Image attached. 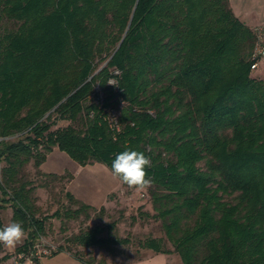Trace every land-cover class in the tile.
Masks as SVG:
<instances>
[{
	"label": "trees",
	"instance_id": "1",
	"mask_svg": "<svg viewBox=\"0 0 264 264\" xmlns=\"http://www.w3.org/2000/svg\"><path fill=\"white\" fill-rule=\"evenodd\" d=\"M255 42L230 0H0V212L10 205L26 230L20 262L37 251L51 218L94 211L103 220L108 211L67 190L76 208L39 215L23 168L34 161L62 181L41 169L57 147L81 166L111 168L128 148L150 157L146 188L171 245L147 238L141 247L177 253L183 264H264V79L252 76ZM59 121L71 123L53 129ZM14 135L23 136L7 140ZM117 226L87 229L51 255L95 264L69 243L130 244L112 236Z\"/></svg>",
	"mask_w": 264,
	"mask_h": 264
},
{
	"label": "rangeland",
	"instance_id": "2",
	"mask_svg": "<svg viewBox=\"0 0 264 264\" xmlns=\"http://www.w3.org/2000/svg\"><path fill=\"white\" fill-rule=\"evenodd\" d=\"M241 3L255 4L258 0H237ZM261 0H259L260 2ZM69 121H59L53 129L63 128L69 125ZM23 135H14L7 138L9 141H16ZM5 163H0V182L2 181V170ZM23 175L26 180L31 181L35 186V196L37 197V205L39 207L40 216L52 215L56 210H65L71 208L69 200L66 196L67 184L70 180V172H66L62 181H55L44 174H41L38 168L31 161L23 168ZM122 202L116 207L107 209L103 220L99 219L98 213L90 211V218L86 219L85 214L81 215L77 220L51 218L46 223V233L37 240L36 250L39 255L45 251L56 250L60 245H66L67 240L75 235L94 228L97 225H105L113 221H118V226L114 237H130L131 243L125 245L111 246V248L91 247L85 248L78 246L73 242L69 243L73 252L78 254L84 260L94 259L96 263L104 261L105 264H160L162 254L153 255L144 258L148 249L140 246V242L147 238H157L164 241L163 246L166 248L171 245L166 237L162 220L155 218L153 202L150 197L148 188L127 187ZM228 201H233L234 196L225 197ZM73 209L76 206L72 207ZM13 209L7 205L0 212V222L3 226L12 222ZM107 236V234H104ZM27 235L16 244L14 248L4 245L0 258L4 255H10L7 260L0 261V264H32L28 261L29 257H25L26 261L21 263L23 257L17 253V248L23 245ZM143 258V259H142ZM141 260V261H140ZM139 261V262H138Z\"/></svg>",
	"mask_w": 264,
	"mask_h": 264
},
{
	"label": "crops",
	"instance_id": "3",
	"mask_svg": "<svg viewBox=\"0 0 264 264\" xmlns=\"http://www.w3.org/2000/svg\"><path fill=\"white\" fill-rule=\"evenodd\" d=\"M230 5L235 15L253 30L264 25V0L260 2L258 0L255 4L230 0ZM252 76L264 79V63L257 71L252 72ZM41 169L45 173L65 174L70 172L73 177L67 184V190L74 194L76 198L96 208L103 206L106 209L116 207L125 196L127 187L122 180L112 175L107 165L94 163L81 166L57 147L48 155ZM157 254L163 256L160 259V264H183L177 253L166 254L149 250L144 258ZM40 261L41 264H87L67 251L43 256Z\"/></svg>",
	"mask_w": 264,
	"mask_h": 264
},
{
	"label": "clouds",
	"instance_id": "4",
	"mask_svg": "<svg viewBox=\"0 0 264 264\" xmlns=\"http://www.w3.org/2000/svg\"><path fill=\"white\" fill-rule=\"evenodd\" d=\"M150 157L138 149H125L118 152L111 161V173L129 186L146 188L153 183L147 175ZM22 222L12 221L0 227V243L9 248H14L25 236Z\"/></svg>",
	"mask_w": 264,
	"mask_h": 264
},
{
	"label": "built area",
	"instance_id": "5",
	"mask_svg": "<svg viewBox=\"0 0 264 264\" xmlns=\"http://www.w3.org/2000/svg\"><path fill=\"white\" fill-rule=\"evenodd\" d=\"M255 35H256V42H255V46H254V49H253L252 54H251V61H252L251 70H252V72L257 71L261 67V65L264 63V25L259 26L255 29ZM118 73H119V71H116V74H118ZM114 82H115L114 79H112L111 83H114ZM109 119L111 122V127L119 129L118 119H117L115 112L111 113V115L109 116ZM1 140H2V138H0V141ZM53 251L54 250L45 251L44 254H41V255H39L36 251L34 254H32L29 257L28 260L33 263L32 259H31L33 256H37L39 259H41V257H43V256H50Z\"/></svg>",
	"mask_w": 264,
	"mask_h": 264
}]
</instances>
